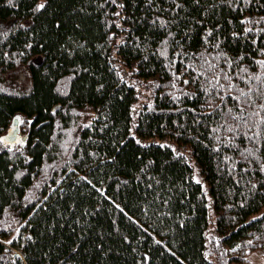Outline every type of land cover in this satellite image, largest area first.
I'll use <instances>...</instances> for the list:
<instances>
[{"label":"trees","instance_id":"16d2710c","mask_svg":"<svg viewBox=\"0 0 264 264\" xmlns=\"http://www.w3.org/2000/svg\"><path fill=\"white\" fill-rule=\"evenodd\" d=\"M117 1L0 0V264L264 254V0Z\"/></svg>","mask_w":264,"mask_h":264},{"label":"rangeland","instance_id":"374dc122","mask_svg":"<svg viewBox=\"0 0 264 264\" xmlns=\"http://www.w3.org/2000/svg\"><path fill=\"white\" fill-rule=\"evenodd\" d=\"M114 1L117 2V4L119 3L117 0H114ZM120 38H121V36L117 37V42L120 41ZM115 64L122 67V69L124 68L118 62L117 63L115 62ZM20 68H22V67H19L18 69H20ZM18 69L14 70V71H10V72H5V73L0 72V80L6 81L11 88H14L17 90H24L25 88L28 87L27 86V84H28L27 76H26L25 72H23L21 70L19 71ZM134 83L136 84V89L138 92V98H137V101L135 103V107L138 108L142 104V102L149 100V91H147L145 89V86L142 83L139 84L137 81H135ZM20 121H19L18 126L20 125ZM19 131H20V129H19ZM20 133L25 135L21 131H20ZM19 142H21V141H19ZM19 142H17V143H19ZM158 142L163 143V144H167L172 149L178 150L177 148H175L174 145H172L167 140H158ZM189 163L193 166V161L191 159H189ZM192 176H193V179L195 181L202 184L203 189L206 191V185L202 179V176L200 175V173L198 172V170L194 166H193ZM206 196H207V198H209V193L207 191H206ZM206 235H207L208 239L215 238L217 235L216 231L214 230V217L210 216V215L208 217V226H207ZM243 264H264L263 252L261 250H254V251L250 252L247 256L246 261Z\"/></svg>","mask_w":264,"mask_h":264},{"label":"water","instance_id":"95a60500","mask_svg":"<svg viewBox=\"0 0 264 264\" xmlns=\"http://www.w3.org/2000/svg\"><path fill=\"white\" fill-rule=\"evenodd\" d=\"M19 121V117L15 116L7 132L0 136V140L4 145L13 146L15 143L25 140L26 136L21 134L18 128Z\"/></svg>","mask_w":264,"mask_h":264},{"label":"bare ground","instance_id":"6f19581e","mask_svg":"<svg viewBox=\"0 0 264 264\" xmlns=\"http://www.w3.org/2000/svg\"><path fill=\"white\" fill-rule=\"evenodd\" d=\"M10 125H11V124H10ZM9 127H10V126H9ZM9 127H8V128H9ZM6 132H7V131H6ZM6 132H5V133H6ZM5 133H4V134H5Z\"/></svg>","mask_w":264,"mask_h":264}]
</instances>
